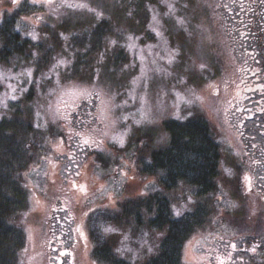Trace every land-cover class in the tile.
<instances>
[{"label": "rangeland", "instance_id": "374dc122", "mask_svg": "<svg viewBox=\"0 0 264 264\" xmlns=\"http://www.w3.org/2000/svg\"><path fill=\"white\" fill-rule=\"evenodd\" d=\"M12 17L30 45L0 60V117L18 110L39 130L12 217L21 264H103L97 242L143 264L167 230L138 208L155 192L172 218L190 215L181 264H264V0H0ZM194 116L219 150L204 196L143 170L168 144L162 121Z\"/></svg>", "mask_w": 264, "mask_h": 264}, {"label": "trees", "instance_id": "16d2710c", "mask_svg": "<svg viewBox=\"0 0 264 264\" xmlns=\"http://www.w3.org/2000/svg\"><path fill=\"white\" fill-rule=\"evenodd\" d=\"M13 20L14 17L0 21L2 61L12 53H23L30 45L13 28ZM15 112L11 117H0V264H21L20 254L25 240L22 229L12 217L26 204V189L20 177L39 145V130L19 117L18 110ZM162 124L168 132V144L151 152V160L143 170L159 173L163 190L172 189L182 182L193 186L198 196L213 191L219 150L207 121L194 116L185 121L166 119ZM136 206L137 200L129 199L120 205L119 213L132 217L131 209ZM168 206L167 197L158 192L138 203V208L146 207L148 212L154 208V216L148 219L152 226L167 227L158 250L143 264H181L180 246L193 225L189 224L190 215L187 213L172 218ZM203 210L201 207L200 213ZM133 218L136 222L137 215ZM92 255L103 264H133L105 242L94 244Z\"/></svg>", "mask_w": 264, "mask_h": 264}, {"label": "flooded vegetation", "instance_id": "af4514ba", "mask_svg": "<svg viewBox=\"0 0 264 264\" xmlns=\"http://www.w3.org/2000/svg\"><path fill=\"white\" fill-rule=\"evenodd\" d=\"M256 1V0H255ZM254 2V1H253ZM238 3H240L241 4V2H239L238 1ZM253 5V4H252ZM254 8V7H253ZM238 19V21L239 20H241V17L239 16V18H237ZM239 22H241V21H239ZM242 24V23H241ZM239 26H240V24H239ZM261 48H262V46H261ZM256 75V73H253V74H250V72L249 71H247L246 72V75H244L243 76V82H242V84H244V82H246V81H249V78H251L252 76H255ZM252 81H255V80H250V82H252ZM253 84V83H252ZM245 89L247 88H249L247 91H243V90H240V98H242V101H243V98H245V99H249L250 97H251V95L249 94V93H253V91L255 90V88H252V85H248L247 87H244ZM238 90V89H237ZM249 95V96H248ZM234 103V105H235V102H233ZM236 104H237V102H236ZM238 109H241V108H243L241 105H239V103H238Z\"/></svg>", "mask_w": 264, "mask_h": 264}, {"label": "snow or ice", "instance_id": "6c2138e0", "mask_svg": "<svg viewBox=\"0 0 264 264\" xmlns=\"http://www.w3.org/2000/svg\"><path fill=\"white\" fill-rule=\"evenodd\" d=\"M12 2H13V4H15L16 6H19V0H12ZM49 2H50V0H49ZM36 37H35V35H33V39H35ZM113 43H115V42H113ZM203 67V66H202ZM75 87V85H69V88H74ZM64 119H67V117H63ZM137 123H140V121H137ZM85 143H87V141H85ZM176 215H181V213L179 212V211H177L176 213H175ZM111 229H106V231H110Z\"/></svg>", "mask_w": 264, "mask_h": 264}]
</instances>
